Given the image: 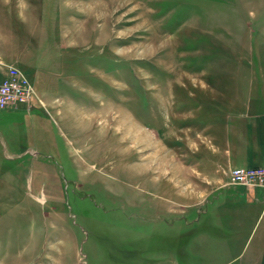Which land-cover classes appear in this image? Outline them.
<instances>
[{
  "label": "rangeland",
  "instance_id": "rangeland-1",
  "mask_svg": "<svg viewBox=\"0 0 264 264\" xmlns=\"http://www.w3.org/2000/svg\"><path fill=\"white\" fill-rule=\"evenodd\" d=\"M22 43L54 104L0 134V264H222L179 169L199 107L264 105V0H0Z\"/></svg>",
  "mask_w": 264,
  "mask_h": 264
},
{
  "label": "crops",
  "instance_id": "crops-1",
  "mask_svg": "<svg viewBox=\"0 0 264 264\" xmlns=\"http://www.w3.org/2000/svg\"><path fill=\"white\" fill-rule=\"evenodd\" d=\"M28 46L22 43L20 49L13 50L12 45H8L13 52L3 44L0 46V81L6 73V65L16 64L35 88L29 103L0 108V134L4 135L12 115L25 119L31 138L35 139L36 109L39 105H53L54 98L49 97L52 93L49 88L36 89V84L39 85L36 59L28 56ZM199 108L200 120L206 123L207 129L206 133L196 134L192 142L188 141L193 165H181L179 170L194 177L182 184L184 189L179 192L178 204H182V214H190V210L201 214L200 219L212 224L216 234H193L191 253L201 250L203 239L207 238L214 246L220 243L215 240L222 238L223 252L232 250L222 264H264V188L229 181L233 167L264 166V105H220L218 111L209 113L205 107ZM17 123L16 120L11 122ZM202 206L207 208L202 209ZM233 246L240 250L233 253Z\"/></svg>",
  "mask_w": 264,
  "mask_h": 264
},
{
  "label": "built area",
  "instance_id": "built-area-1",
  "mask_svg": "<svg viewBox=\"0 0 264 264\" xmlns=\"http://www.w3.org/2000/svg\"><path fill=\"white\" fill-rule=\"evenodd\" d=\"M0 81V108L25 105L35 95V88L25 72L15 65H6ZM230 183L264 188V166L233 167L229 172Z\"/></svg>",
  "mask_w": 264,
  "mask_h": 264
}]
</instances>
